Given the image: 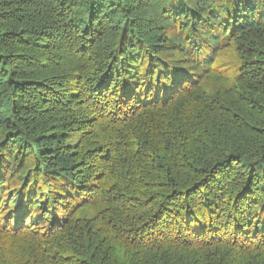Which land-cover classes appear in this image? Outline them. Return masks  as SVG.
I'll use <instances>...</instances> for the list:
<instances>
[{"label": "trees", "instance_id": "trees-1", "mask_svg": "<svg viewBox=\"0 0 264 264\" xmlns=\"http://www.w3.org/2000/svg\"><path fill=\"white\" fill-rule=\"evenodd\" d=\"M0 264H264V0H0Z\"/></svg>", "mask_w": 264, "mask_h": 264}]
</instances>
